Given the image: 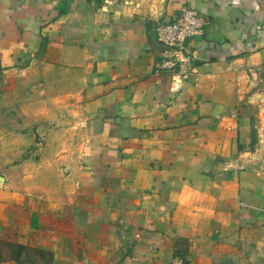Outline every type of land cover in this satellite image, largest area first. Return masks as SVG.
I'll return each instance as SVG.
<instances>
[{
	"label": "crops",
	"instance_id": "crops-1",
	"mask_svg": "<svg viewBox=\"0 0 264 264\" xmlns=\"http://www.w3.org/2000/svg\"><path fill=\"white\" fill-rule=\"evenodd\" d=\"M178 260L264 264V0H0V264Z\"/></svg>",
	"mask_w": 264,
	"mask_h": 264
},
{
	"label": "built area",
	"instance_id": "built-area-1",
	"mask_svg": "<svg viewBox=\"0 0 264 264\" xmlns=\"http://www.w3.org/2000/svg\"><path fill=\"white\" fill-rule=\"evenodd\" d=\"M207 20L195 10L185 8L168 23L160 24L157 41L168 48V53L157 63L155 75L177 73L193 64L194 57L187 50V42L205 33ZM176 264H181L178 260Z\"/></svg>",
	"mask_w": 264,
	"mask_h": 264
}]
</instances>
